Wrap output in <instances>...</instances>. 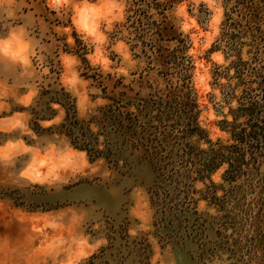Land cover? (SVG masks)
<instances>
[{"label": "rangeland", "instance_id": "374dc122", "mask_svg": "<svg viewBox=\"0 0 264 264\" xmlns=\"http://www.w3.org/2000/svg\"><path fill=\"white\" fill-rule=\"evenodd\" d=\"M132 3L0 0V264H84L93 254H100L95 264H137L135 256L121 261L119 241L101 252L108 245L107 227L126 223L133 237L149 233L150 264H264V236L246 260L241 253L200 257L193 245L162 246L153 234L147 193L153 175L148 166L121 174L103 160L90 162L56 131L35 130L30 109L49 84L64 86L76 98L80 115L88 116L106 100L86 74H111V81L105 78L109 91L114 80L124 77L125 84L141 95L150 92V84L164 82L157 66L148 68L140 41L125 26ZM167 14L175 32L190 40L186 54L194 61L200 123L212 140L227 141L230 134L221 125L232 120L230 109L238 105L234 94L238 96L242 87L231 90L238 79L228 77L235 75V69L227 67L237 55L228 53L221 39L224 2L178 0ZM161 44L172 48L177 41ZM253 55L250 41L243 44L242 58L253 61ZM52 107L57 114L40 121L43 128L63 117L60 106ZM224 170L225 166L212 176L215 183L223 182ZM204 187L197 183V188ZM199 207L214 213L203 200Z\"/></svg>", "mask_w": 264, "mask_h": 264}, {"label": "trees", "instance_id": "16d2710c", "mask_svg": "<svg viewBox=\"0 0 264 264\" xmlns=\"http://www.w3.org/2000/svg\"><path fill=\"white\" fill-rule=\"evenodd\" d=\"M176 2L133 0L125 23L140 41L148 68L157 66L162 84H150V92L141 95L120 77L109 91L105 78L111 81V74H86L98 83L106 100L88 116L80 115L76 98L64 86L49 84L30 109L32 121L37 132L56 131L66 137L92 163L103 160L121 174L148 166L153 175L147 187L153 234L162 246L193 245L200 257L227 252L241 253L246 260L264 236V171L260 170L264 166V0H223L226 18L221 39L228 53L237 55L227 67L234 68L235 75L228 77L238 79L231 90L242 87L238 96L234 94L238 105L230 109L232 120L221 125L230 134L227 141L212 140L200 123L201 107L192 82L194 61L186 54L190 40L175 32L167 14ZM153 8L155 13L150 12ZM245 38L253 61L241 56L242 45L249 42ZM163 41L177 45L170 48ZM53 104L60 106L63 117L43 128L40 121L57 114ZM223 166V182L217 184L212 176ZM199 182L205 187L197 188ZM218 189L223 194L218 195ZM202 200L214 213L200 209ZM107 229L108 245L101 252L119 241L116 250L121 261L135 256L137 264L151 263L149 233L133 237L127 223ZM99 257L93 254L84 264H95Z\"/></svg>", "mask_w": 264, "mask_h": 264}]
</instances>
